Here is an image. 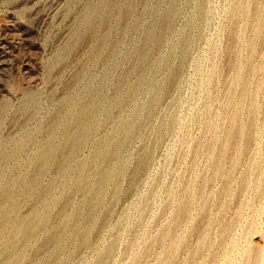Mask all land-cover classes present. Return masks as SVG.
Masks as SVG:
<instances>
[{"label": "rangeland", "instance_id": "374dc122", "mask_svg": "<svg viewBox=\"0 0 264 264\" xmlns=\"http://www.w3.org/2000/svg\"><path fill=\"white\" fill-rule=\"evenodd\" d=\"M127 2L0 0V264H264V0Z\"/></svg>", "mask_w": 264, "mask_h": 264}, {"label": "bare ground", "instance_id": "6f19581e", "mask_svg": "<svg viewBox=\"0 0 264 264\" xmlns=\"http://www.w3.org/2000/svg\"><path fill=\"white\" fill-rule=\"evenodd\" d=\"M51 1V0H50ZM102 1V0H101ZM250 1V0H249ZM248 2V1H247ZM28 4L30 3V2H27ZM125 4V3H124ZM41 6V5H40ZM100 6V5H99ZM120 6V5H119ZM123 6V5H122ZM132 6H133V0H129V2H127V4H126V6H125V8H124V10H123V17L125 18L128 14H130V11H131V9H132ZM237 6V5H236ZM42 7V6H41ZM40 7V8H41ZM104 7V6H103ZM107 7H109V8H112V5L110 4V3H108L107 4ZM108 8V9H109ZM238 8H239V6H238ZM35 10V9H34ZM88 10V9H87ZM106 11V10H105ZM240 11L242 12V13H247V11H250V9L248 10L246 7H240ZM107 12H108V10H107ZM249 13V12H248ZM102 14V13H101ZM46 15V14H45ZM264 15V14H263ZM41 16V15H40ZM250 16V15H249ZM233 17V16H232ZM97 19V18H96ZM111 18H110V15H108V14H104V16H102V22H109V20H110ZM234 19V18H233ZM230 20H231V15H230ZM97 21V20H96ZM95 21V22H96ZM247 21V20H246ZM36 22V21H35ZM128 22V21H127ZM242 22V21H241ZM240 22V23H241ZM111 23V22H110ZM123 23V22H122ZM239 23V24H240ZM34 24V23H33ZM89 24V23H88ZM112 24V23H111ZM258 25H257V28L256 29H254V30H256V39H255V41L254 42H257L260 38H261V36L263 35V33H264V27H263V24H264V20L263 19H261L260 21H259V23H257ZM242 25V24H241ZM101 27V26H100ZM93 29L94 28H92L91 29V33L93 32ZM239 31H240V29H239ZM244 31H245V29H244ZM243 31V32H244ZM239 33V32H238ZM239 35V34H238ZM238 35H237V37H238ZM89 37V36H88ZM111 37V36H110ZM240 37V36H239ZM241 38V37H240ZM16 39V38H15ZM242 39V38H241ZM237 40V39H236ZM109 41V40H108ZM239 46H241V45H239ZM245 46H246V44H245ZM244 49V48H243ZM101 53V52H100ZM248 59V58H247ZM2 60V59H1ZM4 61V60H3ZM5 62V61H4ZM241 65V64H240ZM239 65V66H240ZM260 66V65H259ZM254 68H256V67H254ZM254 70V69H253ZM240 71V70H239ZM212 72V71H211ZM216 72V71H215ZM230 73V72H229ZM252 74H253V72H252ZM217 75V74H216ZM253 77V76H252ZM232 79V78H231ZM234 80V79H233ZM237 80V79H236ZM240 80V75L238 76V81ZM257 80V79H256ZM262 83H263V81H262ZM250 84H251V82H250ZM261 85V84H260ZM249 86V85H248ZM262 86V85H261ZM1 88V87H0ZM232 88V87H231ZM237 88V87H236ZM8 89V88H7ZM4 90V89H3ZM6 92V91H5ZM9 92V91H8ZM234 96V95H233ZM250 96V95H249ZM232 98V97H231ZM82 99V98H81ZM226 99H227V96H226ZM230 102V101H229ZM229 102H228V104H229ZM261 102V101H260ZM69 106V105H68ZM239 106V105H238ZM254 108H256V107H254ZM258 109V108H257ZM261 109V108H260ZM218 110V109H217ZM240 110V109H239ZM2 113H3V111H1ZM224 113V112H223ZM3 115V114H2ZM227 116V115H226ZM226 116H225V118H226ZM256 116H257V114H256ZM2 118V117H1ZM217 118V117H216ZM88 119V118H87ZM260 119V118H259ZM55 120V119H54ZM92 123V122H91ZM213 123V122H212ZM242 124V123H241ZM261 124V123H260ZM62 125V124H61ZM216 126V125H215ZM242 126H244V124L242 125ZM217 127V126H216ZM264 127V126H263ZM219 128V127H218ZM51 132V131H50ZM237 132H240L241 133V136H242V138L243 139H248V136L246 135V133H245V131L243 130V127L242 128H240L238 131H234V130H231L229 133H228V136L226 137V139H225V141L223 142V145H222V148H221V154L222 155H224L226 152H227V150H228V148H229V144L231 143V141H232V139H233V137L235 136V134L237 133ZM222 135V134H221ZM68 136V135H67ZM207 137V136H206ZM222 137V136H221ZM263 137V136H262ZM62 138V137H61ZM74 138H75V135H74ZM217 138H218V135H217ZM75 140V139H74ZM51 143V142H50ZM74 143V142H73ZM19 144V143H18ZM254 146V145H253ZM57 147V146H56ZM239 147V146H238ZM237 147V148H238ZM220 148V147H219ZM241 149H242V147H241ZM241 149H240V152H241ZM259 149H261V148H259ZM17 150V149H16ZM238 150V149H237ZM12 151V150H11ZM58 151V150H57ZM214 151V150H213ZM51 154H52V152H50ZM54 153V152H53ZM65 153H66V151H65ZM212 153V152H211ZM55 154V153H54ZM252 155V154H251ZM211 156V155H210ZM49 157H51V156H48V159H49ZM213 157V156H212ZM43 158V157H42ZM258 158V157H257ZM47 159V160H48ZM232 159H233V157H232ZM37 160H38V158H37ZM208 160V159H207ZM259 162V161H258ZM43 163H41V165H42ZM34 165V164H33ZM46 166V165H45ZM44 166V167H45ZM39 168H41V167H39ZM46 168V167H45ZM44 169V168H43ZM43 169H42V171H43ZM38 170V169H37ZM41 171V170H40ZM262 177V176H261ZM259 181V180H258ZM262 181V180H261ZM258 184V183H257ZM193 185V184H192ZM258 186H260L259 184H258ZM257 186V187H258ZM256 190H258V188L256 189ZM262 190V189H261ZM260 190H258V192H259ZM260 192H262V191H260ZM232 193V192H231ZM184 194V193H183ZM7 195H8V193H7ZM6 195V196H7ZM195 195V194H194ZM190 196V195H189ZM188 199V198H187ZM176 203V202H175ZM184 203V202H183ZM254 203V202H253ZM264 202H262L261 203V205L260 206H262V204H263ZM174 204V203H173ZM196 204V203H195ZM257 204V203H256ZM264 205V204H263ZM178 209V208H177ZM182 209V208H181ZM242 209V208H241ZM261 209V208H260ZM173 210V209H172ZM262 210V209H261ZM242 211V210H241ZM197 212V211H196ZM244 212V211H243ZM257 212V211H256ZM179 213V212H178ZM177 213V214H178ZM262 213V212H261ZM258 214H260V213H258ZM244 215V214H243ZM263 215V214H262ZM179 216V215H178ZM188 216H190V215H188ZM247 216V215H246ZM256 217H257V213H256V215H255ZM192 217V216H191ZM241 217H242V213H241ZM258 218V217H257ZM175 219H177V218H175ZM238 223H239V221H238ZM190 224V223H189ZM187 226V225H186ZM237 226V225H236ZM263 226V225H262ZM262 226H261V228H262ZM209 227V226H208ZM207 227V228H208ZM250 227H251V225H250ZM253 227V226H252ZM256 227H257V229H258V225H256ZM256 227H254V228H256ZM181 228H182V226H181ZM206 228V229H207ZM210 230V229H209ZM247 230V229H246ZM6 231V230H5ZM208 231V230H207ZM237 231V230H236ZM251 231H252V228H251ZM165 232V231H164ZM246 232V231H245ZM248 232V231H247ZM26 233V232H25ZM166 233H167V230H166ZM203 233H204V231H203ZM243 233V232H242ZM28 233H26V235H27ZM168 235V234H167ZM233 235V234H232ZM244 235V234H243ZM183 237H184V235H183ZM246 237V236H245ZM251 237V236H250ZM190 238V237H189ZM217 238V237H216ZM232 238V237H231ZM184 239V238H183ZM176 240V239H175ZM179 240H181V239H179ZM179 240H178V242H179ZM205 240H206V238H205ZM173 241H174V239H173ZM202 241H204V240H202ZM229 242V241H228ZM227 242V243H228ZM231 242V241H230ZM237 242V241H236ZM245 242V241H244ZM243 242V243H244ZM235 243V242H234ZM232 244V245H235V244ZM249 243V242H248ZM174 244V243H173ZM246 244H244V247H246L245 246ZM174 246V245H173ZM176 247V246H175ZM233 247V246H232ZM248 247V246H247ZM226 249V248H225ZM244 249V248H243ZM168 250V249H167ZM176 250H177V248H176ZM242 250V249H241ZM173 251V250H172ZM168 252V251H167ZM233 252H234V250H233ZM175 253V252H174ZM224 253V252H223ZM242 253H243V250H242ZM176 254V253H175ZM230 254V253H229ZM240 254V253H239ZM264 254V248L263 247H261V246H254V247H251L249 250H248V255L249 256H251V257H253L255 260H257V259H259L262 255ZM174 255V254H173ZM183 255V254H182ZM226 255V254H225ZM231 256V255H230ZM236 256V255H235ZM223 257H224V255H223ZM229 257V256H228ZM227 257V258H228ZM169 258V257H168ZM262 258V257H261ZM225 259V258H224ZM155 260V259H154ZM228 260V259H227ZM234 260H236L235 259V257H234ZM261 260H263V259H261ZM261 260H260V262H261ZM262 263V262H261ZM162 264V263H161ZM164 264H166V262L164 263ZM168 264H169V262H168ZM229 264V263H228ZM235 264V263H234Z\"/></svg>", "mask_w": 264, "mask_h": 264}]
</instances>
